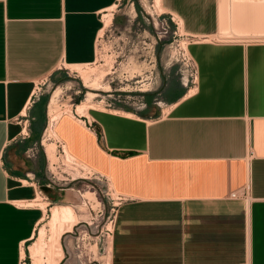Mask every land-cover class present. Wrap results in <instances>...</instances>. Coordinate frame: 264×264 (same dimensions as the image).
Wrapping results in <instances>:
<instances>
[{
	"label": "crops",
	"instance_id": "0c3cea01",
	"mask_svg": "<svg viewBox=\"0 0 264 264\" xmlns=\"http://www.w3.org/2000/svg\"><path fill=\"white\" fill-rule=\"evenodd\" d=\"M121 1L0 0V264H19L45 213L30 205L49 185L40 81L91 63L104 15L127 22ZM254 1L231 15L225 0H160L195 82L170 66L159 102L57 120L56 143L119 197L110 264H264V41L213 38L263 36Z\"/></svg>",
	"mask_w": 264,
	"mask_h": 264
},
{
	"label": "rangeland",
	"instance_id": "374dc122",
	"mask_svg": "<svg viewBox=\"0 0 264 264\" xmlns=\"http://www.w3.org/2000/svg\"><path fill=\"white\" fill-rule=\"evenodd\" d=\"M225 1L229 6L227 12L237 14V3ZM117 10L127 14V22L122 26H108L99 34L95 58L88 66H83L82 71L87 70L90 77L105 74L100 82V90L96 91L98 95L92 98L96 105L109 106L108 109L137 110L150 105L149 101L159 102L160 89L169 74L170 66L176 72L182 69L180 61L171 58V53L178 43H181L180 46L187 44L177 31L176 21L169 14L158 12L153 0H122ZM239 34L235 30L221 28L213 38L225 41H264V35L246 39L237 38ZM74 69L67 66V70H57L54 75L40 81L43 84L41 96L46 97L43 132L47 125L49 98L56 88H59L60 95L57 104L59 110H65L69 105L73 108L87 98V88L83 85L80 72ZM42 138L39 152L44 156L45 180L49 185L45 187L46 191L36 194L35 202H32L45 206V213L22 255L25 264H47L44 261L48 260L46 258L52 236L48 222L50 208L55 204L70 205L76 217L70 232H66L68 228L65 224L66 229L62 230L64 233L59 237L63 254L60 257L55 254L56 251L52 254L57 264H110L108 250L111 221L120 202L119 197L103 175L85 169L77 161L68 158L61 144L56 143L57 140L61 142L59 138L52 139L54 158L50 164Z\"/></svg>",
	"mask_w": 264,
	"mask_h": 264
},
{
	"label": "bare ground",
	"instance_id": "6f19581e",
	"mask_svg": "<svg viewBox=\"0 0 264 264\" xmlns=\"http://www.w3.org/2000/svg\"><path fill=\"white\" fill-rule=\"evenodd\" d=\"M153 1H154V5L156 7V10L158 12H162L164 9L161 6L160 0H153ZM234 1H237V0H234ZM252 1H254V0H252ZM112 8H114V7H112ZM257 10H258V8H257ZM111 20H112V17H111L110 13L104 15V28L108 27L111 24ZM104 28L101 30L100 34L103 32ZM181 47L183 49H186L185 45L184 46L181 45ZM184 51H187V50H184ZM88 65L89 64H85V65H83V64L82 65H70L69 66L71 68L77 69L80 72L81 78H82V80L84 82L83 85H84L85 88H87V94H86L87 98H86V100H84L81 103L75 105V107H73V108L71 107V105H69L67 107V109L59 110L58 109V105H57L58 104V97L60 96L59 95V88H56L52 92V94H51V96L49 98L48 107H47V125H46V127L44 129V132H43L42 144H43V146L46 149V153H47L48 159L50 160V164L52 163L51 161H53V158H54L53 157L54 156V154H53V152H54V144H53L52 139L53 138H56V139L58 138V136L56 134V131H55V126H56L57 120L60 118V116L63 113H73L74 112V113H77V114H84V113L87 114L88 109H90V108H96V109L100 108L102 110H108V108H106V107H103V106H100V105H96L93 102V100H92V98H94L95 96L98 95V93L96 91L100 90V88H99V86L101 84L100 82H101V80H103V76L105 74L104 73H100L97 77H90L87 74V72H86L87 70L85 72L82 71V67L83 66H88ZM106 88H109V86H107ZM112 111L113 112H117V110H112ZM62 148H63L62 150L65 152V154H67L68 158L70 157V159H72V157L67 153L65 147H62ZM84 168L85 169H89V168H87L85 166H84ZM88 196H89V194H88ZM50 212H51L50 213V220H49L48 223H50V225H51L50 229L52 231H50V232H52V236H51L50 245L48 243V245H49V249H48L49 255L45 251L46 254H47V257H48L46 259H48V260H46V261L43 260V261L46 262L47 264H57V260L53 259L54 255H52V254L55 251H56L55 254L57 253V256L59 255V257L63 254L61 245L59 243V237H60L61 234L64 233V231H62V230L64 228L66 229V227L68 228L66 232H70L71 227L75 224L73 222L75 221L76 217H75V213H74L72 207L70 205H68V204L53 205L51 207V209H50ZM65 224H67L66 227H65ZM41 232H43V231L41 230ZM50 235H51V233H50ZM110 241H111V237H110ZM33 246H36V245L34 244ZM29 249H32V248L29 247ZM35 249H37V248H35ZM38 249H40V248L38 247ZM108 256L110 257V245H109V250H108ZM35 258L37 259V257H35ZM33 262H35V259L33 260ZM36 262H38V261H36ZM35 264H38V263H35ZM107 264H109V262Z\"/></svg>",
	"mask_w": 264,
	"mask_h": 264
},
{
	"label": "built area",
	"instance_id": "2783aa9c",
	"mask_svg": "<svg viewBox=\"0 0 264 264\" xmlns=\"http://www.w3.org/2000/svg\"><path fill=\"white\" fill-rule=\"evenodd\" d=\"M175 24H176V28H177V23H175ZM184 52H185L184 49L180 46V43H178L177 47L171 53V58L175 59L176 61H180V63L182 65H185V67L187 68V71H188L187 72V75H188L187 79H188V84H189L190 78H191L192 82H195L196 71H195L193 61L187 55H185ZM60 69H66L67 70V67L65 65H61ZM38 91H40V87H39ZM104 107L108 108L109 106H104ZM109 109H111V108H109ZM237 195L238 194L233 193L232 197H236ZM30 205H36V203L31 202ZM113 221H114V218L111 221L112 226H113ZM111 233H112V229H111ZM19 264H25L24 258H21Z\"/></svg>",
	"mask_w": 264,
	"mask_h": 264
},
{
	"label": "trees",
	"instance_id": "16d2710c",
	"mask_svg": "<svg viewBox=\"0 0 264 264\" xmlns=\"http://www.w3.org/2000/svg\"><path fill=\"white\" fill-rule=\"evenodd\" d=\"M46 103V97L43 96L40 98V107H39V111H43L44 113V105ZM44 117H45V113H44Z\"/></svg>",
	"mask_w": 264,
	"mask_h": 264
}]
</instances>
